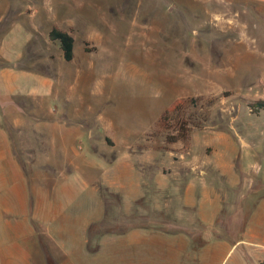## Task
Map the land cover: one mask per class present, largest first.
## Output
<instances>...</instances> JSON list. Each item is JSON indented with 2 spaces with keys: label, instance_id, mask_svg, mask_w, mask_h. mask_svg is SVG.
<instances>
[{
  "label": "rangeland",
  "instance_id": "374dc122",
  "mask_svg": "<svg viewBox=\"0 0 264 264\" xmlns=\"http://www.w3.org/2000/svg\"><path fill=\"white\" fill-rule=\"evenodd\" d=\"M242 3L0 0V131L29 186L17 165L0 180V264H257L264 18ZM55 25L75 36L70 60ZM177 99L189 134L171 142Z\"/></svg>",
  "mask_w": 264,
  "mask_h": 264
},
{
  "label": "crops",
  "instance_id": "0c3cea01",
  "mask_svg": "<svg viewBox=\"0 0 264 264\" xmlns=\"http://www.w3.org/2000/svg\"><path fill=\"white\" fill-rule=\"evenodd\" d=\"M250 1H252V2H250ZM241 5L243 8V12L246 13L247 15H253L254 14L255 16H257L260 14L264 18V0H244V3H242ZM254 26L258 27V24H254ZM5 121H6L5 125L8 126L9 121L8 120H5ZM5 128H6L5 126H0V130H3V129L5 130ZM1 133L2 132L0 131V180H1V178H3L4 173H6V174H9L10 172L13 173L14 170L12 172V171H10L9 168L15 169V165H17L18 169H16L15 171L17 172V174L19 173V175L21 176V179H22V184L24 185V188L27 189V187L29 188V186L27 184L28 181L26 180L25 174H23L24 172H23L22 168L20 167L21 165L15 164L13 159H12L14 157V151L12 152L13 147L11 146V144L13 142L8 141L7 140L8 136H6L5 134H1ZM119 163H120L119 164L120 165V167H119L120 171H126L125 173H129V172L135 173V171H133L134 170L133 164L131 162L127 161V157H124V159L121 160ZM118 173H120V172L118 171ZM107 175L108 176H106V178L104 177L103 184L105 183V185L102 184V186L105 187V188H103L104 193L109 195L110 199L115 198L114 203H113L114 206L117 207V209H119V210L121 209L120 212L125 210L124 214L128 218L127 220L130 222V224H135L134 223L135 220H132L134 218L132 216V214L134 212L131 210L133 208V206H131L129 203H126V201L121 200L123 198V196H121L123 194L122 191L125 192V190H126L125 186L123 184L124 182H122L119 177H116V175H113V172H109V174L107 173ZM43 180H44V178H43ZM140 180H141V178H140ZM100 181H103V180H100ZM35 183H36V185L33 186V189H31V190H35L37 186L39 187L40 184H43V183H44L43 185H47V183H45V180L42 181L41 177H39L38 181ZM55 183L56 182H54L55 188L59 189V186ZM126 198H127V196H126ZM138 198H140V197H138ZM119 221H120V219H119ZM119 221H112V222L114 224H118ZM109 223H111V222L105 221V224H109ZM126 228L124 227L123 229L125 230ZM136 228H137L136 226H130V228H128L126 230V232L127 231H128V233L137 232ZM123 229H121L118 232H123V234H124L125 231ZM112 231H113V229L107 230L104 232L112 233ZM155 232H159V231H155ZM136 235L138 236V234H136ZM141 236L139 235L137 238L140 237V239H141ZM109 237H110V235L106 234L104 237L105 241ZM134 237H135V235H134ZM149 238L152 239L151 235H149ZM258 246H260V247H255L256 249H254V253L252 255H253L254 259H256L257 264H264V244L263 245L258 244Z\"/></svg>",
  "mask_w": 264,
  "mask_h": 264
},
{
  "label": "trees",
  "instance_id": "16d2710c",
  "mask_svg": "<svg viewBox=\"0 0 264 264\" xmlns=\"http://www.w3.org/2000/svg\"><path fill=\"white\" fill-rule=\"evenodd\" d=\"M49 37L52 40L59 41V44L63 50V55L67 60H70L74 56V43H75V36L67 29L61 28L57 25L53 26L49 32ZM181 105L182 101L177 99L173 104L168 107L161 119L164 121L168 120H175L176 130L179 132L177 135L169 136V140L171 142H175L178 140H184L188 138V124L187 121L181 118ZM251 109L253 111H260L264 108V99L257 100L250 104ZM181 133V135H180Z\"/></svg>",
  "mask_w": 264,
  "mask_h": 264
}]
</instances>
